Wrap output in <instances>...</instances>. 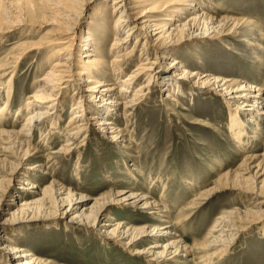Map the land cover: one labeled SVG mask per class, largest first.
Segmentation results:
<instances>
[{"label": "rangeland", "instance_id": "1", "mask_svg": "<svg viewBox=\"0 0 264 264\" xmlns=\"http://www.w3.org/2000/svg\"><path fill=\"white\" fill-rule=\"evenodd\" d=\"M199 1L202 2L200 13L216 19L233 18L238 21V25L235 31L217 33L211 38L186 37L184 42L171 46L169 53L171 52L172 58L181 60L186 68L202 75L231 78L241 84L249 82L264 88V0ZM13 7L15 10H8L16 21L15 25L10 32L0 34V63L15 54L16 46L20 44H42L29 50L16 63L11 77L8 74L0 80L4 86L10 85L9 93L4 96L10 100L11 108H8L9 112L4 117H0V127L9 129L20 127L25 119L28 110L18 109V116L14 112L18 106L24 107V100L37 85L36 78L42 75L52 60V52L57 46L46 45V42L53 37L61 24L60 19L54 18L50 12L39 9L37 16H42L45 24H40L36 17L35 25H27L31 21L27 12L35 10V7L29 6L28 2H16ZM108 8L106 0H93L84 6L80 17V34L85 33L90 19H96V28L93 24L92 32L96 39L104 41L107 49L113 39V31L109 27L114 23V16H109ZM96 9L100 13L95 18L93 11ZM160 15L164 17L165 13ZM178 19L181 23L185 21L180 17ZM124 28L117 34L118 37L125 35L122 33ZM181 34H184V30L179 32ZM140 42L132 52V57L122 63V67L128 65L123 76L143 61ZM132 43L133 38L128 37L124 49L130 48ZM148 57L153 60L155 55ZM112 58V54L106 58L108 64ZM157 62V66L164 63L162 59ZM74 78L71 81L73 86L68 89L69 95H72L76 82L86 84L78 76ZM175 80L183 83L185 93L183 96H174L177 102L165 100L164 91L158 85L148 94H144L145 97H141L142 101L133 111L134 122L128 126L129 143L109 139L92 124L89 126L88 138L74 154L70 157L63 154L48 157L46 153L57 148L65 137L62 126L69 121L72 104L64 103L63 108H59L61 118L58 122L62 128L60 132L43 142L39 137L40 130H35L28 139V143L38 151L31 154L33 157L29 162L34 157L42 162L38 168L24 170L27 174H23L22 178L28 177L39 189L55 180L75 193L89 194L92 197L108 190L129 189L145 192L150 199L159 202L158 206L167 213L170 223L162 222L168 220L163 213L149 214L126 204H113L109 213L107 212L108 216L101 218L100 224L123 221L130 226L150 228L168 224L167 229L183 243L188 246L197 244V250L191 252L194 259L190 255L181 257L183 251H179L178 257L171 262L150 260L151 256L128 250L113 238L99 234L92 226L72 223L57 215L47 219L27 220L14 226L3 225L0 236L14 238L20 247L35 253L39 258L51 261L52 264H196L197 261V264H264V217L260 220L251 219L221 256L210 255V250L200 247L221 213L251 207L248 197L252 193L231 188L232 184L237 183L232 179L231 182L220 184L206 198L198 196L203 189L213 185L216 176L235 170L245 155L262 151L264 116L256 124L249 123L244 120L246 111L239 108V103L233 105L222 94H216L201 84L184 83L178 78ZM144 81L145 77H142L134 82L126 96L131 95L133 88ZM4 96H0V102ZM98 107L103 108L104 104L99 103ZM242 120L247 123L245 127L241 125ZM49 121L51 118L42 121L41 131L51 123ZM123 124L126 125L122 120L118 125ZM3 154H0V167L3 166L1 168L7 172L11 169L10 163H17L18 158L17 154ZM133 162L141 172L132 170ZM248 175L249 173L245 177ZM8 178L0 177V195L3 196L0 197V209L4 208L0 215L1 221L17 207L16 204L11 205L13 200L19 205L26 200L24 196L15 199L23 190L18 180L23 179L9 182L6 180ZM259 190L263 191L264 187ZM6 203H10V210L5 209H9L5 206ZM191 203L194 205L190 206ZM187 205L189 207L185 208ZM236 215L237 217L234 214V219L238 221L239 216ZM159 237V244L164 245L167 237ZM146 239L148 240L136 244L137 249L149 247L152 240ZM155 250H161V247Z\"/></svg>", "mask_w": 264, "mask_h": 264}, {"label": "bare ground", "instance_id": "2", "mask_svg": "<svg viewBox=\"0 0 264 264\" xmlns=\"http://www.w3.org/2000/svg\"><path fill=\"white\" fill-rule=\"evenodd\" d=\"M91 1L93 0H3L0 2V34L8 33L13 29L16 21L11 17L9 10H15L13 6L16 2H28L29 6L35 7V10L27 12V16L31 17L29 19L31 21H27V25H35L36 17L39 18L40 24H45L41 19L42 16H37L39 9L50 12L54 18L61 21L59 28L53 33V37L46 42V45L57 46L52 52V60L47 64L42 75L36 78L37 85L24 100V107L18 106L14 112V115L18 116L20 111L28 110L24 121L18 128L0 127V154H17L18 158L17 163H10L11 166L9 164L11 167L9 171L6 172L1 168L3 166L0 167V177L7 178L8 176L9 178L6 180L12 182L23 179L22 175L27 174L24 170H33L41 166L42 161L38 157H34V160L29 162L33 157L31 154L38 152L34 146L28 143V139L32 137L35 130H40L39 137L44 142L58 134L64 127L65 137L62 143L47 152L48 157L54 154L70 157L88 138L89 126L92 124L106 134L109 139L127 143L130 135L128 126L134 122L132 121L133 111L142 101L141 97L144 94H148L158 85L161 91H164L165 100L177 102V99L174 98L175 95H185L183 83L176 81L175 78L184 83L201 84L216 94H222L233 105L239 103V108L246 111L244 120L249 123L256 124L259 119L262 120V116H264V88L249 82L241 84L231 78L202 75L194 70H189L181 63V60L172 58L171 52L169 53L172 45L184 42L186 37L187 39L211 38L215 37L217 33L235 31L238 21L229 17L216 19L205 13H200L202 2H198V0H111L110 2L106 0L109 7L108 14L110 17L114 16V23L109 27L113 31V39L107 49L104 41L96 39L92 32L96 19L93 21L90 19L84 30L85 33L80 34L82 9ZM93 12V16L98 17L99 9ZM164 13V17H160V14ZM185 13H188L187 16L184 15ZM179 17L185 21L181 23ZM123 27L125 28L122 33L124 32L125 35L118 37L117 34ZM181 30H184V34L179 35ZM128 37L133 38V43L130 48L124 49ZM139 42L143 61L129 74L123 76L128 65L122 67V63L132 57V52ZM41 44L16 46L17 52L0 63V72H2L0 80L8 74L10 76L17 65L16 63L29 50L38 48ZM110 54L113 58L108 64L106 58ZM148 55H155V57L151 60ZM158 59H162L164 62L160 66L156 65L159 63ZM75 76H78L86 84L76 82L72 95H69L68 89L73 86L71 81L75 79ZM142 77H145V81L133 88V91L130 92L131 95L126 96L131 85ZM9 88L10 85L7 87L1 82L0 96L8 94ZM7 99L4 96L0 102V117H4L9 112L8 108H11L10 100ZM68 102L72 104L70 107L72 113L68 123L61 128L59 108H63V104ZM99 103L104 104V107L99 108ZM48 115L50 116L48 117ZM48 118H51L49 121L51 123L46 126L44 131H41L42 121H48ZM122 120L126 123V125L123 124L124 127L118 125ZM244 120L241 121V125L245 127L247 123ZM133 164L132 170L137 173L141 172L138 166H135L136 163L133 162ZM248 173L249 175L245 177ZM246 178L250 183L244 180ZM232 179L237 183L232 184L231 188L252 193L248 197L251 207L224 211L216 218L210 233L200 246L204 250H210V255L221 256L224 254L237 233L246 228L251 219L260 220L264 217V190H259L264 187V145L261 152L245 155L235 170H228L216 176L213 185L198 193L199 198H206L212 191L217 190L220 184L231 182ZM29 180L28 177L18 180L22 184L20 188L23 190L18 193L15 199H21L24 196L26 200H23L20 205L16 200H13L11 205L16 204L17 207L9 212L8 217L2 221L0 219V229L7 224L14 226L24 221L27 222V220L47 219L57 215L72 223L92 226L99 234L106 238H113L128 250L151 256L150 260L171 262L178 257L179 251H183L181 257L186 258L189 255L192 256V251L197 250V244L188 246L183 243L167 229L168 224L151 228L130 226L123 221L100 224L101 218L108 216L107 212L113 204L116 206L126 204L149 214L163 213L165 219H168L167 213L165 214L160 205L158 206L159 202L150 199L145 192H134L129 189L108 190L92 197L89 194L75 193L55 180H51L47 186L41 189ZM0 197L3 196L0 195ZM194 203H191L190 206ZM11 205L10 203L5 204L6 207ZM188 207L189 205L185 208ZM5 209L10 210V207ZM3 211L4 208L0 209V215ZM6 212L8 213V211ZM234 214L236 217L238 214V221L234 219ZM163 221L170 223L169 219ZM159 236L168 238H165L164 245L159 244ZM1 238H4L5 241L0 239V264H52L51 261L39 258L35 253L20 247L14 238L9 236ZM146 238L152 240L149 247L137 249L136 244L148 240ZM158 247H161V250H155ZM192 259H194L193 256Z\"/></svg>", "mask_w": 264, "mask_h": 264}]
</instances>
